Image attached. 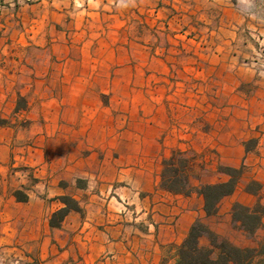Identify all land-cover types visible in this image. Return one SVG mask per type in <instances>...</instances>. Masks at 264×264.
I'll list each match as a JSON object with an SVG mask.
<instances>
[{
	"label": "rangeland",
	"instance_id": "1",
	"mask_svg": "<svg viewBox=\"0 0 264 264\" xmlns=\"http://www.w3.org/2000/svg\"><path fill=\"white\" fill-rule=\"evenodd\" d=\"M236 145L264 147V0H0V264H167L133 189L172 150L224 181Z\"/></svg>",
	"mask_w": 264,
	"mask_h": 264
},
{
	"label": "trees",
	"instance_id": "2",
	"mask_svg": "<svg viewBox=\"0 0 264 264\" xmlns=\"http://www.w3.org/2000/svg\"><path fill=\"white\" fill-rule=\"evenodd\" d=\"M190 171L191 160L185 152L172 150L170 155L163 156L161 159L158 185L169 192L188 195L192 191ZM219 171L228 178L218 183L201 184L196 189L202 197V209L207 216L216 213L219 201L234 191L242 174L241 167L219 166ZM250 184L254 185V188ZM245 189L248 192L257 193L260 185L251 181ZM60 200L65 206L53 212L49 217L48 224L52 228L58 227L69 211L80 210L74 200L68 197H61ZM263 213L264 205L259 202L251 208L234 203L231 208L233 223L245 231L248 236H251L261 226ZM202 237L207 238V245L200 243ZM174 264H264V243L260 242L253 247L235 246L210 231L200 219H196L177 247Z\"/></svg>",
	"mask_w": 264,
	"mask_h": 264
},
{
	"label": "crops",
	"instance_id": "3",
	"mask_svg": "<svg viewBox=\"0 0 264 264\" xmlns=\"http://www.w3.org/2000/svg\"><path fill=\"white\" fill-rule=\"evenodd\" d=\"M52 114L56 121L60 115V119L65 123H75L79 119L76 105L64 107L62 111L57 108ZM51 121L53 122L54 120L51 119ZM256 148L259 151H246L245 156L241 155L238 145L235 148H230L231 150L225 146L221 148L219 164L232 168H238L243 165L244 170L237 181L234 191L219 201L217 211L213 215H205L202 209V197L196 191H191L190 194L184 195L161 189L158 185L159 174L158 179L149 188L133 189V194L136 195L135 198L137 200L142 202L144 197L142 196L140 199L138 196L143 194L146 195L152 205L155 203L159 205V218L166 219L169 222L174 220L173 224L163 223L158 225L157 239L161 244L168 243L171 245V258L169 257L167 264H174L177 247L185 238L190 225L196 219H200L210 231L235 246L253 247L260 242L264 243V213L261 216V226L251 236H248L238 226H233L231 218V208L234 203H239L249 208L253 207L257 202L264 205V147L259 145ZM248 181L257 182L260 185L257 193H251L245 189ZM162 263L163 259L159 264Z\"/></svg>",
	"mask_w": 264,
	"mask_h": 264
}]
</instances>
